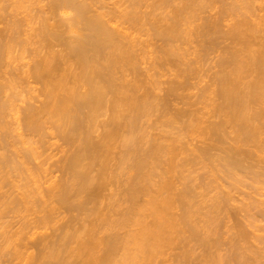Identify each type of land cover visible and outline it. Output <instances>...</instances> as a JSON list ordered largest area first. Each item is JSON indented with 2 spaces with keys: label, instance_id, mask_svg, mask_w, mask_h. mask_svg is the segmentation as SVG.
Here are the masks:
<instances>
[{
  "label": "bare ground",
  "instance_id": "1",
  "mask_svg": "<svg viewBox=\"0 0 264 264\" xmlns=\"http://www.w3.org/2000/svg\"><path fill=\"white\" fill-rule=\"evenodd\" d=\"M0 264H264V0H0Z\"/></svg>",
  "mask_w": 264,
  "mask_h": 264
},
{
  "label": "rangeland",
  "instance_id": "2",
  "mask_svg": "<svg viewBox=\"0 0 264 264\" xmlns=\"http://www.w3.org/2000/svg\"><path fill=\"white\" fill-rule=\"evenodd\" d=\"M16 63H20V62H16ZM164 80V79H163ZM48 152H50V151H48ZM48 152H46L44 155H46ZM53 154V153H52ZM48 155V154H47ZM176 252V251H175ZM172 256V255H171ZM169 262H171V261H169Z\"/></svg>",
  "mask_w": 264,
  "mask_h": 264
}]
</instances>
